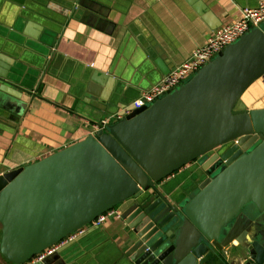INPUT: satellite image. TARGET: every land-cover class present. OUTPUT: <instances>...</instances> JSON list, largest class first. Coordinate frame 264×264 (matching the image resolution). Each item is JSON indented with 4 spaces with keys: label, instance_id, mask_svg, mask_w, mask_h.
I'll use <instances>...</instances> for the list:
<instances>
[{
    "label": "water",
    "instance_id": "95a60500",
    "mask_svg": "<svg viewBox=\"0 0 264 264\" xmlns=\"http://www.w3.org/2000/svg\"><path fill=\"white\" fill-rule=\"evenodd\" d=\"M263 76L264 21L152 104L1 175V254L26 264L132 199L121 264H207L230 248L234 264H264V222L246 212H264V109H236ZM193 162L209 175L195 196L163 191Z\"/></svg>",
    "mask_w": 264,
    "mask_h": 264
},
{
    "label": "crops",
    "instance_id": "0c3cea01",
    "mask_svg": "<svg viewBox=\"0 0 264 264\" xmlns=\"http://www.w3.org/2000/svg\"><path fill=\"white\" fill-rule=\"evenodd\" d=\"M258 2L0 0V48L17 55L0 49V176L97 131L96 124L130 105L187 61L211 34L239 20L243 8ZM236 109H264V76ZM190 168L163 181V191L186 198L192 184L204 180L205 171ZM133 203L116 207L121 219L85 225L44 256L59 250L51 264H121L126 232L132 231L127 219ZM250 216L264 222V212L255 209ZM35 259L31 264H42ZM236 260L230 248L207 264Z\"/></svg>",
    "mask_w": 264,
    "mask_h": 264
},
{
    "label": "built area",
    "instance_id": "2783aa9c",
    "mask_svg": "<svg viewBox=\"0 0 264 264\" xmlns=\"http://www.w3.org/2000/svg\"><path fill=\"white\" fill-rule=\"evenodd\" d=\"M264 21V0H259L258 5L254 8L245 7L242 9V16L236 22L225 25L219 30L215 31L208 37L206 44L197 48L192 56L183 64L177 66L169 74L165 75L158 83L151 88L142 91L140 96L136 98L130 105L123 107L116 113L112 114L109 118L104 119L95 125L96 130L105 128L114 119L120 120L124 116L130 114L135 109L152 104L157 99L163 97L167 92L174 90L180 86L189 76L193 75L202 66L211 61L223 48L227 45L235 42L243 34L248 32L254 27H258L261 22ZM237 142V141H235ZM114 217L117 219L122 218V211L118 208H114L99 217H97L92 224L95 227L100 226L109 218ZM51 252V250H48ZM44 253L37 256L38 259H42ZM37 259L26 263L31 264Z\"/></svg>",
    "mask_w": 264,
    "mask_h": 264
},
{
    "label": "flooded vegetation",
    "instance_id": "af4514ba",
    "mask_svg": "<svg viewBox=\"0 0 264 264\" xmlns=\"http://www.w3.org/2000/svg\"><path fill=\"white\" fill-rule=\"evenodd\" d=\"M221 153V149L219 148V149H216L213 153H212V155L211 156H213V155H215V154H220ZM194 170L193 171V173L195 172H198V171H202L203 172V170H202V166H199L198 164H197V162H193L192 164H191V168H190V170ZM203 175H204V180L205 179H207V178H209V175L207 174V173H205V172H203ZM191 189H193V191L191 190V193L190 194H186V198H188L196 189H198V184L196 183V184H192V186H191ZM190 191V190H189ZM174 197H176L175 195H173ZM177 198V197H176ZM186 198H184V199H186ZM183 199V200H184Z\"/></svg>",
    "mask_w": 264,
    "mask_h": 264
},
{
    "label": "rangeland",
    "instance_id": "374dc122",
    "mask_svg": "<svg viewBox=\"0 0 264 264\" xmlns=\"http://www.w3.org/2000/svg\"><path fill=\"white\" fill-rule=\"evenodd\" d=\"M192 77V75L191 76H189L188 78H187V80L188 79H190ZM198 189H196L191 195L192 196H195L197 193H198ZM246 212L248 213V214H250V215H253L254 213H255V209L252 207V206H250V207H247L246 208ZM0 260H4L1 256H0Z\"/></svg>",
    "mask_w": 264,
    "mask_h": 264
},
{
    "label": "trees",
    "instance_id": "16d2710c",
    "mask_svg": "<svg viewBox=\"0 0 264 264\" xmlns=\"http://www.w3.org/2000/svg\"><path fill=\"white\" fill-rule=\"evenodd\" d=\"M0 231H1V229H0ZM1 236H2V232H1ZM0 241H1V240H0ZM0 256L6 261L7 264H14V263L10 262L9 260H7V259L1 254V252H0Z\"/></svg>",
    "mask_w": 264,
    "mask_h": 264
}]
</instances>
